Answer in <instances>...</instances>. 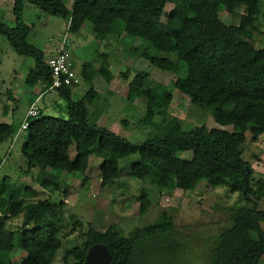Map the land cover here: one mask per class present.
<instances>
[{
  "label": "trees",
  "instance_id": "obj_1",
  "mask_svg": "<svg viewBox=\"0 0 264 264\" xmlns=\"http://www.w3.org/2000/svg\"><path fill=\"white\" fill-rule=\"evenodd\" d=\"M40 11L69 22L68 33H78L89 24L95 40L107 36L116 40L133 38L140 42L134 49L135 60H144L153 70L174 74V88L188 98L190 104L212 117L217 127L182 130L179 119L166 113L173 95L166 86L154 82L146 71L134 70L128 84L126 100L133 103L143 98L145 113L139 124L155 133L146 142L133 145L115 133L89 123V106L98 99L93 80L100 76L111 83L110 54L98 53V66L83 63L80 76L90 88L78 101L73 100L75 85L62 87L58 97L67 105V118L40 116L26 129L20 154L26 165L25 176L37 171L40 188L56 199L39 200L36 193L24 187V197L17 196L8 176L0 182V264H13L15 249L25 253L20 264H52L61 247L77 229L83 230L80 246L65 251L63 264H85L90 247L103 244L109 251V264H160L168 257L175 259L181 244L175 239L172 217L162 212L156 221L135 228L127 235L117 230H97L90 223L85 228L76 221L61 235L58 225L66 210L62 176L75 178L81 186L88 184L86 171L90 159L101 160L100 190L117 182L122 174L119 162L137 155L131 177L159 191L174 189L194 191L205 183L211 188H227L250 201L255 187L253 171L243 160L246 135L253 143L264 139V46L256 49L247 37L256 31L257 16L264 19V0H26ZM13 27L0 20V36L19 56L34 59V67L25 83L48 85L50 71L46 61L29 44L31 33L23 18L22 0H13ZM167 4H172L165 12ZM241 10V13L239 12ZM239 12L237 25L226 24L221 13ZM161 54L167 57L160 56ZM128 78V73H123ZM226 105L238 110L225 111ZM157 109V111H156ZM162 117L156 123L157 117ZM231 128V131L223 128ZM15 129L0 124V144L11 140ZM75 158L69 157L70 147ZM190 152L189 159L178 154ZM246 168L249 171H246ZM260 187V188H261ZM58 196V197H57ZM138 215L151 206L147 190L138 195ZM23 217L21 228L13 231L7 224ZM264 210L241 207L232 211L229 225L215 238L205 264H259L264 255ZM174 264V263H173Z\"/></svg>",
  "mask_w": 264,
  "mask_h": 264
},
{
  "label": "rangeland",
  "instance_id": "obj_2",
  "mask_svg": "<svg viewBox=\"0 0 264 264\" xmlns=\"http://www.w3.org/2000/svg\"><path fill=\"white\" fill-rule=\"evenodd\" d=\"M1 1V0H0ZM24 4L23 18L31 33L28 39L30 45L42 53L48 60L55 54L64 35L68 37L69 52L73 69L77 75V88L73 93V100L78 101L90 88L80 76L83 63L90 62L98 66L101 62L98 53L111 55L109 61L110 72L113 76L111 83L97 76L93 88L98 93V99L89 106V123L109 130L126 142L140 145L151 138L155 131L152 128L139 124L145 113V100H135L132 104L126 100V92L134 70L146 71L154 82L166 86L173 95L170 105L165 108L170 118L180 120L182 130L189 132L197 127L215 128L209 113L193 107L188 98L174 88L176 76L153 70L144 60L138 59L135 63L134 49L140 42L133 38L116 40L107 36L103 41H97L89 24H84L78 33L70 34L67 31V21L44 13L36 7L22 0ZM91 1V0H90ZM70 6V5H69ZM172 4H167L165 12H169ZM1 8H3L0 5ZM9 9V8H8ZM0 9V20L8 27H13L10 10ZM7 11V12H6ZM241 13V10L239 11ZM239 12L228 15L220 14V19L226 24L237 25ZM257 30L248 31L247 37L256 49L264 46V19L257 16ZM162 57H167L161 54ZM34 67V59L17 55L4 37L0 36V124H11L15 134L11 140L0 144V182L8 176L14 186L17 196L24 197V187L33 190L39 200L56 199L49 191L40 188L36 181L37 171H31L27 176L26 169L20 154V147L26 139V131L18 133L23 122L25 104L31 90H38L41 85L30 87L25 83L29 71ZM128 73V78H123ZM45 116L56 117L62 120L67 118L66 102L56 93L48 94L39 102ZM238 110L234 105H226L225 111ZM157 111V109H156ZM163 118L157 117L156 123ZM231 131V128H223ZM75 148L70 147L69 157L75 158ZM190 152L178 154V158L189 159ZM137 155L125 158L119 162L122 174L120 179L110 187L100 190L99 165L101 160L92 157L89 162L86 176L88 184L81 186L75 178L62 176L65 193L59 194L61 200L66 201L67 208L60 216V234L68 233L76 221L84 225L90 223L95 229L121 230L128 234L135 228H142L156 221L158 216L165 212L172 217L175 239L181 244L180 253L175 259L158 261L160 264H205L208 250L213 245L219 233L228 227L229 216L233 210L241 207H251L264 210V186L255 187V194L249 195L250 201L243 200L240 194L231 193L227 188H211L205 183L200 184L194 191L181 190L159 191L149 184H142L131 177L132 165L137 161ZM243 160L248 162L253 171L254 185L259 181L264 183V139L257 143L246 135L243 148ZM261 187V188H260ZM146 189L151 199L150 209L143 216L138 215V195L141 189ZM58 197V196H57ZM23 217L10 221L7 227L16 231L21 228ZM264 230V224L261 225ZM83 230L77 229L70 237L61 238V247L52 264H63L66 250L80 246L83 241ZM25 253L15 249L12 263L20 264ZM259 264H264V255Z\"/></svg>",
  "mask_w": 264,
  "mask_h": 264
},
{
  "label": "built area",
  "instance_id": "obj_3",
  "mask_svg": "<svg viewBox=\"0 0 264 264\" xmlns=\"http://www.w3.org/2000/svg\"><path fill=\"white\" fill-rule=\"evenodd\" d=\"M74 0H68L69 5ZM69 22L67 23V31ZM47 67L50 71V83L48 85H41V93L39 97L29 104L23 122L21 123L18 133L26 131L29 123L37 119L41 114V106L39 105L40 99L43 96L51 93H57L62 87H68L77 84V75L73 69L71 55L69 52V43L67 35H64L59 43L56 53L53 57L46 60Z\"/></svg>",
  "mask_w": 264,
  "mask_h": 264
},
{
  "label": "water",
  "instance_id": "obj_4",
  "mask_svg": "<svg viewBox=\"0 0 264 264\" xmlns=\"http://www.w3.org/2000/svg\"><path fill=\"white\" fill-rule=\"evenodd\" d=\"M246 171L249 169L246 168ZM84 260L85 264H109L111 256L103 244H95L88 249Z\"/></svg>",
  "mask_w": 264,
  "mask_h": 264
},
{
  "label": "crops",
  "instance_id": "obj_5",
  "mask_svg": "<svg viewBox=\"0 0 264 264\" xmlns=\"http://www.w3.org/2000/svg\"><path fill=\"white\" fill-rule=\"evenodd\" d=\"M13 4H14L13 0H1V1H0V5H1L3 8L0 7V9H3V10L5 11L6 8H7V9L9 8L8 10H10V13L12 14ZM6 12H7V11H6ZM11 19H12V16H11ZM25 24H26V23H25ZM26 25H27V24H26ZM55 53H56V50H55ZM54 55H55V54H54ZM54 55H53V56H54ZM53 56H52V57H53ZM84 63H85V62H84ZM93 83H94V80H93ZM93 83H92V84H93ZM76 88H77V86H76ZM76 88L74 89V91L76 90ZM95 91H96V90H95ZM40 93H41V87H40L38 90H31L30 95H29V97L27 98V102H26V104H25L24 115H25V112H26V110H27L29 104L32 103L34 100H36V99L39 97ZM47 95H48V94H47ZM47 95L43 96V98L40 99V101L43 100ZM56 95L58 96L57 93H56ZM40 101H39V102H40ZM41 112L43 113V108H42V107H41ZM23 118H24V116H23Z\"/></svg>",
  "mask_w": 264,
  "mask_h": 264
}]
</instances>
